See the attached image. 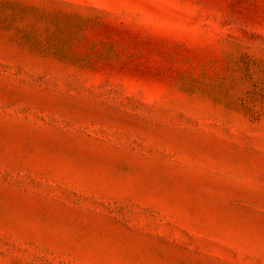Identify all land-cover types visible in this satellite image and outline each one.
I'll list each match as a JSON object with an SVG mask.
<instances>
[{
    "label": "rangeland",
    "instance_id": "1",
    "mask_svg": "<svg viewBox=\"0 0 264 264\" xmlns=\"http://www.w3.org/2000/svg\"><path fill=\"white\" fill-rule=\"evenodd\" d=\"M0 264H264V0H0Z\"/></svg>",
    "mask_w": 264,
    "mask_h": 264
}]
</instances>
